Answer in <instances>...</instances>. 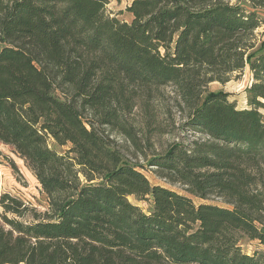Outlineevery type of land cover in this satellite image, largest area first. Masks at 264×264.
<instances>
[{"label": "trees", "instance_id": "16d2710c", "mask_svg": "<svg viewBox=\"0 0 264 264\" xmlns=\"http://www.w3.org/2000/svg\"><path fill=\"white\" fill-rule=\"evenodd\" d=\"M129 2L122 21L107 0H0V142L47 198L38 212L0 193V264H264V0ZM246 65V106L207 90ZM169 86L201 136L147 161L186 193L105 133L138 148L127 117L160 130L150 102Z\"/></svg>", "mask_w": 264, "mask_h": 264}, {"label": "rangeland", "instance_id": "374dc122", "mask_svg": "<svg viewBox=\"0 0 264 264\" xmlns=\"http://www.w3.org/2000/svg\"><path fill=\"white\" fill-rule=\"evenodd\" d=\"M106 12L120 20L130 21L132 16L126 11V6L130 3L129 0H107ZM257 12L264 17V10L257 9ZM264 38V25L255 29L253 40L256 45ZM251 82V71L246 65L242 72L235 73L225 83L213 81L207 84L208 91H223L228 94L229 100L236 102L237 107L247 105L246 90ZM174 91L171 86L160 89L158 96L151 100L150 110L153 122L160 126V130L154 131L148 127V115L144 108H135L127 117L126 126L132 128L135 134V139L138 143V148L135 147L129 135L121 129L105 128V133L109 134L110 139L116 144L126 158L139 165V170L148 177L153 184H161L171 189L178 190L181 193H186L182 186L178 183H168L167 180L154 172L155 167L151 166L147 159L157 153L164 152L173 142L186 144L189 141L200 139V136L195 131L189 130L183 126L186 117L180 114L177 110L176 102H174ZM165 130V132H163ZM51 147L60 150L53 141H49ZM0 193L6 191L11 195H16L21 198L30 208L42 212L47 206L46 195L41 190L40 184L33 177L29 169L24 166L23 160L20 159L11 148L0 142ZM4 156H8L11 161ZM12 163L14 166H12ZM129 199L140 206L143 210H147V203L138 202L133 196ZM194 201L200 202L197 198ZM207 202L214 204L222 203L220 198L212 197ZM30 216L27 214L26 219ZM241 247L247 253H252L254 249L262 250L255 240L242 239Z\"/></svg>", "mask_w": 264, "mask_h": 264}]
</instances>
